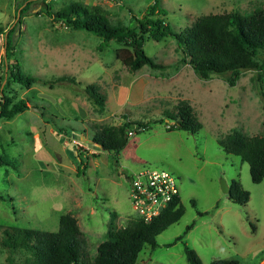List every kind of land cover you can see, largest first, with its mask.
Segmentation results:
<instances>
[{
	"label": "rangeland",
	"instance_id": "374dc122",
	"mask_svg": "<svg viewBox=\"0 0 264 264\" xmlns=\"http://www.w3.org/2000/svg\"><path fill=\"white\" fill-rule=\"evenodd\" d=\"M75 1L99 5L112 22L126 24L132 15L142 17L155 0L45 3L57 11ZM16 4L0 0V26L5 30L19 17ZM159 4L166 9L163 17L181 31L198 16L248 14L264 7V0H159ZM41 8L45 6L37 2L21 18L8 63L18 60L22 73L49 82L62 75L75 81L25 87L10 79L3 89L13 102L22 99L29 107L11 119L0 117V243L7 226L57 231L59 217L71 213L86 256L93 258L110 222L122 228L138 216L128 176L164 169L177 179L184 213L157 235L155 250L143 247L136 264H190L184 245L194 249L203 264L216 258L264 264V178L253 182L248 163L223 152L218 144L234 129L246 136H264V94L256 72L243 71L233 86L224 75L202 79L184 62L172 37L144 43L145 52L163 69L144 66L130 71L117 55L127 47L114 41L101 46L97 35L71 29ZM4 37L0 33V83L6 81ZM89 84L105 96L101 109L85 92ZM180 100L188 101L202 123L198 133L168 131L162 121L165 111ZM126 120L149 127L132 132L118 153L86 141L100 127ZM233 179L249 193L245 204L233 202L222 189L223 181L230 185ZM30 258L22 247L10 251L0 244V264H25Z\"/></svg>",
	"mask_w": 264,
	"mask_h": 264
},
{
	"label": "trees",
	"instance_id": "16d2710c",
	"mask_svg": "<svg viewBox=\"0 0 264 264\" xmlns=\"http://www.w3.org/2000/svg\"><path fill=\"white\" fill-rule=\"evenodd\" d=\"M43 3L45 11L52 19L62 22L71 29L89 31L101 38V46H107L111 41L127 47L123 53L117 55L130 71L149 66L153 69H163V65L150 57L144 49L147 40L160 41L166 37L174 38L195 74L202 79L210 75H224L228 83L233 86L240 74L245 70H254L255 80L260 91L264 94V7H259L251 13L224 12L198 16L189 26L181 31H175L163 16L166 9L161 7L159 0H155L142 17L131 16L128 23L112 22L107 10L99 5L80 2H70L60 10L53 11L50 3L45 0H16V11H19L17 21L5 30L0 26V33H4L5 44V78L0 83V117L11 119L14 115L28 109L24 100L13 102L3 89L10 79L25 87L34 83L54 84L75 80L62 75L52 81H46L38 76L26 75L15 64L8 63L14 56V42L16 30L21 18L29 13L35 3ZM39 6V5H38ZM40 7V6H39ZM161 15V16H160ZM88 97L103 107L104 94L89 84L85 87ZM163 122L168 131L182 130L196 134L202 128L193 107L186 100H180L174 109L165 111ZM149 125L140 121L126 120L118 126H102L96 130L88 143L98 145L102 150L118 153L128 141L130 132H141ZM223 152L238 156L241 161L249 165L253 182L258 183L264 178V136H246L234 129L218 139ZM229 199L235 203L245 204L249 193L242 189L240 182L231 180L228 192ZM192 206H196L191 200ZM184 213L180 196L174 199L151 221L145 222L136 217L122 228L115 227L110 222L107 237L96 249L93 258H87L82 247V234L77 219L71 213L59 217L57 231L7 226L3 228L1 243L10 251L24 248L31 258L25 264H136L137 257L145 245L153 251L158 246L157 235L169 225L175 223ZM200 216L206 212L198 211ZM194 223L186 227L192 228ZM2 225H0V228ZM179 236L176 240L181 239ZM184 251L190 264H203L196 251L184 245ZM208 264H239L236 259L216 258Z\"/></svg>",
	"mask_w": 264,
	"mask_h": 264
},
{
	"label": "built area",
	"instance_id": "2783aa9c",
	"mask_svg": "<svg viewBox=\"0 0 264 264\" xmlns=\"http://www.w3.org/2000/svg\"><path fill=\"white\" fill-rule=\"evenodd\" d=\"M128 180L132 207L145 222L151 221L180 196L177 179L168 170H139L128 176Z\"/></svg>",
	"mask_w": 264,
	"mask_h": 264
},
{
	"label": "water",
	"instance_id": "95a60500",
	"mask_svg": "<svg viewBox=\"0 0 264 264\" xmlns=\"http://www.w3.org/2000/svg\"><path fill=\"white\" fill-rule=\"evenodd\" d=\"M39 9V7L36 9V11ZM35 11V10H34ZM19 16V11H18V14H17V17ZM4 58H5V52H4ZM33 110L35 111H38L37 108L33 107L32 108ZM222 189L224 192L228 193L229 192V185L226 183V181H223L222 182Z\"/></svg>",
	"mask_w": 264,
	"mask_h": 264
}]
</instances>
